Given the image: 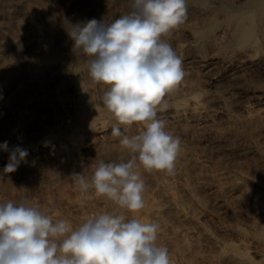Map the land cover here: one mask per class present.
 <instances>
[{"label": "rangeland", "instance_id": "rangeland-1", "mask_svg": "<svg viewBox=\"0 0 264 264\" xmlns=\"http://www.w3.org/2000/svg\"><path fill=\"white\" fill-rule=\"evenodd\" d=\"M186 2L185 22L161 37L181 58L185 76L157 113L180 137L181 150L174 175L140 169L153 198L147 207L164 201L153 189L165 182L177 208L201 227L192 245L184 241L187 252L175 250L176 264H264V0ZM130 3L0 0V144L28 152L7 174L9 152L0 149V203L26 201L49 216L68 215L63 200L87 194L74 173L90 181L101 161L132 158L112 127L132 136L144 125L118 124L102 102L108 86L89 76V58L68 35L91 19L111 23ZM36 72L40 78L32 77ZM232 180L241 188L230 197L224 188Z\"/></svg>", "mask_w": 264, "mask_h": 264}, {"label": "clouds", "instance_id": "clouds-1", "mask_svg": "<svg viewBox=\"0 0 264 264\" xmlns=\"http://www.w3.org/2000/svg\"><path fill=\"white\" fill-rule=\"evenodd\" d=\"M187 19L186 0H131L130 10L111 23L91 19L68 29L74 48L89 58V76L107 85L102 102L120 125H144L136 135L113 126L121 146L132 158L95 168L90 181L72 175L81 191L90 189L113 201L116 214L102 213L74 228L26 201L0 203V264H174L169 249L157 243L160 225L126 218L125 212L145 207V182L140 169L175 174L181 139L166 131L157 113L163 98L185 76L182 60L162 40ZM4 173H13L28 156L8 142ZM138 161V162H137Z\"/></svg>", "mask_w": 264, "mask_h": 264}, {"label": "bare ground", "instance_id": "bare-ground-1", "mask_svg": "<svg viewBox=\"0 0 264 264\" xmlns=\"http://www.w3.org/2000/svg\"><path fill=\"white\" fill-rule=\"evenodd\" d=\"M248 31L249 30H246V32H248ZM244 32H245V30H244ZM248 35H251V34H248ZM32 77L33 78H40V73L36 72V73H34L32 75ZM185 108L186 107H184V109ZM195 109L197 110L198 108H195ZM199 109H200V107H199ZM80 110H82V109H80ZM196 110H195V112L198 111V110L197 111ZM184 111H182V112H184ZM203 111L205 113V110H203ZM198 112H200V111H198ZM197 114L199 115V113H197ZM98 152H100V151H98ZM182 179L184 180L183 177H182ZM182 179L178 181V184H181L184 187L186 186L185 184H187V186H188L189 184L186 183V181L184 182ZM193 181H195V180H193ZM162 184H163V182H162ZM216 185H218V184H216ZM154 186L155 187H154L153 190L157 191V192H159V194L161 193V195H163L164 198H161V199H164V201L162 200L164 203L161 200H160L161 201L160 204H159V202H154L152 200L153 201L152 204L154 205V203H155V205L154 206L150 205L151 208L147 207V205L149 203L148 202L149 198H150V200L152 198V196H151L152 194L150 193L151 194L150 195L149 192L146 193V191H145L144 192L145 207L142 210L138 211V212H134V213L133 212H125L126 218H128V219L136 218V219H140L142 222L158 223L160 225V230H159V233H158L157 243L159 245L166 246L169 249L171 258H172V256L174 257L173 254H174L175 250L178 251V253H181V255H182L183 253L187 252V250L190 249L189 246H186V245H185L186 247L184 246V241H185V243L187 245L191 244V242H193V241L195 242V239L197 238V235L199 233V228H201V227L198 225L197 221H195V220L192 221L189 218L186 219L187 216L184 214V212H182L181 210H179V208H177L176 202H174V200H173V197L175 195L172 197L171 194L173 192L170 194V192L172 190L169 191L168 188H166L165 182H164L163 185H161V184H159V182L157 180ZM219 186H220V184H219ZM206 187H207V184H206ZM218 187H216V188H218ZM221 187L223 188V186H221ZM208 188H209V185H208ZM216 188L212 187L213 192L216 190ZM240 188H241V184L238 183V180L237 181L236 180H232L231 182H229V184L227 182V185L224 188V194L226 193L230 197H231V195L234 196V192L239 190ZM185 189H186V187H185ZM210 189L211 188H209V190ZM243 189H244V187L242 188V191H243ZM166 190H168V191H166ZM190 190L191 189L189 188V191H187L186 194H188L187 196H191L193 198V196H195V195L194 194L190 195L192 193V192H190ZM211 193H212V191H211ZM219 196L221 197V195H219ZM83 197H84V195H83ZM191 197H189V198H191ZM81 198H78L76 200H67V199L63 200V202H64V204L66 206V210L68 211L69 214L68 215H64L62 213L61 214L57 213L58 215L57 214H51L50 217L52 218V220L56 221L58 219H62V217H63L62 220L69 221L73 225V227L76 228V227H79L82 223H84L87 219H89L91 217H94L96 215H99V214H102V213L116 214V213H119L121 211H125V210L120 209L113 201L109 200L107 197L100 196V195L96 194V192L94 190H92V189L87 191L86 197L84 199L83 198L81 199ZM194 198H196V197H194ZM224 198H226V197L224 196ZM196 201L197 202H195V200H194V203H196L197 205L198 204L201 205V206L203 205V203L200 202V200L199 201L196 200ZM220 201H222V200H220ZM225 202H226V200H225ZM156 203H158V204H156ZM182 208H184V206ZM257 208L260 209V207H257ZM256 210H258V209H255V211ZM261 211H262V213H264V208H261ZM164 213H166V215H165L166 217L167 216H171V217L170 218L168 217L166 219V217L164 216ZM200 234H202V233H200ZM188 242H190V243H188ZM174 264H176V263L174 262Z\"/></svg>", "mask_w": 264, "mask_h": 264}]
</instances>
